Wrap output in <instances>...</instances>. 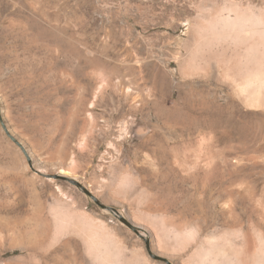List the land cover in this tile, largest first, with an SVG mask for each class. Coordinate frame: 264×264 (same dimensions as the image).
<instances>
[{
  "label": "rangeland",
  "instance_id": "1",
  "mask_svg": "<svg viewBox=\"0 0 264 264\" xmlns=\"http://www.w3.org/2000/svg\"><path fill=\"white\" fill-rule=\"evenodd\" d=\"M231 3L264 9L0 0V264H87L80 236L56 231L51 207L65 205L149 252L127 202L104 193L124 172L148 191L142 209L202 234L238 230L253 251L264 237V105L210 72L211 61L247 69L243 44L217 35Z\"/></svg>",
  "mask_w": 264,
  "mask_h": 264
},
{
  "label": "bare ground",
  "instance_id": "2",
  "mask_svg": "<svg viewBox=\"0 0 264 264\" xmlns=\"http://www.w3.org/2000/svg\"><path fill=\"white\" fill-rule=\"evenodd\" d=\"M232 6L231 3L223 20L226 28L218 31L217 35L221 37L233 34L234 40L243 44L247 69L243 74L235 73L216 60L217 62L211 61L210 72L227 81L232 92L246 105L262 106L264 9L261 8L253 16ZM137 179L134 174L124 172L115 182L105 186L104 193L111 200L127 202L129 223L136 236L148 239L149 252L141 241L138 245L129 244L114 225L95 219L85 211L67 205L63 209L51 207L54 225L57 227L55 230L58 233L65 231L80 236L87 264H130L135 263L136 259H140L142 264H162L159 259L163 258L172 259L175 264H264V237L261 234L257 236L253 251L249 252L244 248L247 246H244L246 240L238 230L208 235L202 234L197 222L177 226L163 216L141 208L149 194Z\"/></svg>",
  "mask_w": 264,
  "mask_h": 264
},
{
  "label": "water",
  "instance_id": "3",
  "mask_svg": "<svg viewBox=\"0 0 264 264\" xmlns=\"http://www.w3.org/2000/svg\"><path fill=\"white\" fill-rule=\"evenodd\" d=\"M0 121L2 122V125H3V121L1 120V117H0ZM14 141L17 143V141L14 139ZM24 151V150H23ZM25 152V151H24ZM54 177H57V178H60L61 176H54ZM62 178V177H61ZM71 183H73V184H75V185H77L78 187H80L81 188V190L84 192V193H86V194H88L93 200H95L96 202H98L97 201V199L95 198V196H93L92 194H91V192H89L85 187H83V185H81L79 182H77V181H75V180H73V179H68Z\"/></svg>",
  "mask_w": 264,
  "mask_h": 264
}]
</instances>
